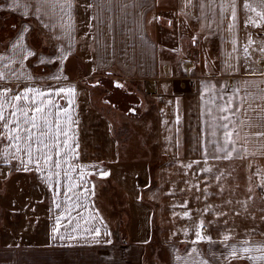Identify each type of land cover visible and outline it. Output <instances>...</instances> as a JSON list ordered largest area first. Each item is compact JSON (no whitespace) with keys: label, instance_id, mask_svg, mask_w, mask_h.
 <instances>
[{"label":"crops","instance_id":"0c3cea01","mask_svg":"<svg viewBox=\"0 0 264 264\" xmlns=\"http://www.w3.org/2000/svg\"><path fill=\"white\" fill-rule=\"evenodd\" d=\"M0 9L21 18L0 47L6 118L12 103H28L11 99L28 88L57 105L53 127L58 109H70L61 113L68 136L60 147L70 146L59 169L53 147L49 166L25 170L24 151L0 135V222L9 232H0V264H264L248 258L264 256V0H234V8L233 0H0ZM102 75L115 90L126 88L118 78L138 93L136 111L122 110L138 118V143L150 140L151 152L159 136L181 144L152 164L145 146L125 159L112 134L124 99L97 103L100 89L89 81ZM61 88L73 95H55ZM190 105L195 137L147 128L189 123ZM225 115L239 132L226 146L230 158L218 150Z\"/></svg>","mask_w":264,"mask_h":264},{"label":"snow or ice","instance_id":"6c2138e0","mask_svg":"<svg viewBox=\"0 0 264 264\" xmlns=\"http://www.w3.org/2000/svg\"><path fill=\"white\" fill-rule=\"evenodd\" d=\"M16 0H14V3ZM250 7V5H247ZM233 8H234V0H233ZM254 11V9H253ZM257 15L260 17V20L264 22V12H258ZM252 41H249V44H251ZM261 52L264 53V46L261 47ZM248 49L245 48V53H247ZM28 55H31V53H28ZM27 58V57H25ZM3 75L0 74V79H3ZM74 90L73 89H59L55 95H59L60 93H66L67 95L71 96L73 95ZM29 93H31V97L29 96ZM46 93L42 92L38 89L28 88L24 92L15 95L12 97V100L15 101H25V106H17V104L12 103L13 111L10 114V118H6L5 116V102L4 97L7 96V92H0V122H3V128L7 131L5 133H0V135L6 136L7 139L13 142V147L16 150V153L24 151L25 155L28 157L26 161H22L24 164V169L28 170V165L35 163L37 166V169L39 170V166L41 161H43L44 165L47 167L52 162V149L53 147L56 148L55 155L57 159L55 160V167L57 169L61 166V159L59 157L61 156V152L65 149L69 148V140L65 139L63 142V148L60 147V141L59 137L61 135L67 137L68 133L66 130H63L60 125L61 120V113H63L65 116H68V113L70 109L68 108H61L58 109L56 115V124L55 127H53L52 123L50 122L49 117L52 115L51 109L56 108L57 105L53 103L52 100L45 101L43 97H45ZM264 99V97H261ZM39 100V102H38ZM11 102V100L9 101ZM69 104H71V100H69ZM231 106V100L228 101L227 107H221L219 111L221 112H227L229 110V107ZM31 112V115L29 114ZM70 119V116L68 117ZM222 120L225 121L222 125H220L221 128L224 129V142L225 147H222L218 149L219 151H225L224 158H230V152L226 151V146L228 144H235L234 136L239 137V132H237L234 128H229L230 118L225 115L221 117ZM10 125H15V127H9ZM46 130V131H45ZM21 133H24L22 136ZM258 135L264 136V133H258ZM33 145H39L38 148L33 147ZM234 150V148H233ZM13 156H15V153H13ZM66 163V159L63 161ZM57 176H59V172L56 173ZM65 175L68 177L69 180H71V175L65 172ZM49 179H51V176H49ZM81 179H83V176H81ZM57 183H59L57 181ZM76 187L75 184H72L69 186L68 191H71L72 188ZM67 195V193H65ZM188 213H185V216H187ZM60 219H57V224L59 225ZM58 231L57 229H54V232ZM99 230H95V235L98 236ZM197 237L203 239L204 237H201V234L199 232L196 233ZM228 237L225 236V240H227ZM247 243V242H245ZM237 249L232 250V254L235 255ZM239 251L248 253L251 251L248 247H244L240 249ZM242 258V257H240ZM251 260H264V256L261 257H248Z\"/></svg>","mask_w":264,"mask_h":264},{"label":"rangeland","instance_id":"374dc122","mask_svg":"<svg viewBox=\"0 0 264 264\" xmlns=\"http://www.w3.org/2000/svg\"><path fill=\"white\" fill-rule=\"evenodd\" d=\"M7 13H9L8 11L4 10V9H0V23L2 22V18L1 16L3 15H7ZM2 28L0 29H3L5 28V26H3L2 24H0ZM32 29L34 30H31L33 31V33L31 34L32 37L38 33V30H37V27H33ZM111 78L110 77H107L105 75H102V76H99L98 78H93V79H88V81L90 83H92V85H95L97 88H99L100 90H98L96 93H95V97H97V95L99 96L98 97V100H97V103H100V104H103V99L104 98H107V97H111L112 99H115L113 97L112 94L116 95L118 94L117 96V99L121 100L124 99L121 103V106L123 107H118L117 105L115 106L116 108H118L120 111H117L119 113H121L120 116H123V123H120L118 125H116L119 129L118 133L116 134L115 132H113L112 134L115 136V139L117 141V143L119 144V146L122 148L123 150V153H124V156L126 157L125 159H132L133 157H135L134 155H132L133 153L136 154L137 151L141 148H145V149H148V152H150L151 154L149 155H145L146 158H148V163L152 164L153 162L157 161L159 158H162L161 156H158L159 154H162L164 155L165 153H169L170 151H172L174 148L172 146V144L175 146V145H180L181 144V141L180 140H177V141H168L166 143V140L163 139L161 136H159V140H158V143L156 144L155 146V149L154 151H149L150 149V143L151 141L150 140H145L143 141L142 143L139 142L138 143V138L139 137H143L142 135H139V133L137 132L136 130V124L138 123V118L135 117V116H131V115H123V112L125 113L126 112H131L130 108L136 106L137 104H140L139 103V97H138V93H133L131 92V89L133 88V85L131 83L127 84V88H125L123 91L121 90V88H116V90L114 89L113 87V82L112 81H109ZM118 79V78H115V80ZM119 80V79H118ZM103 87V88H101ZM107 87L109 88V92L107 93L106 90H107ZM112 95V96H111ZM108 100V99H107ZM125 107V108H124ZM190 109L189 110H192V112H194L193 116H195L194 118H190V122L187 123V124H180L177 125L176 123H170V124H163V123H156L154 125L150 124L149 126L147 125V128L149 129L150 126L153 128V131L154 133L158 136L159 134H163V132L165 130L167 131H170V132H178L180 134L181 130L183 128L187 129V134L188 135H191L193 137H195V135L197 134V130H198V117L196 116V112H197V108L195 106H189ZM123 108V109H121ZM123 110V112H122ZM110 111H113L112 109H110ZM119 113L117 115H119ZM134 113V112H132ZM190 115H192L191 113H189ZM140 128L142 129L141 132H145V129H146V124H143L140 126ZM104 133V131H103ZM171 142V144H170ZM192 142V141H191ZM145 146V147H144ZM198 146V140H194L193 141V144L191 146H189V148H196ZM172 157H176L177 159H179L180 157L179 156H172ZM164 160H161L159 163H162L164 162ZM145 173V172H143ZM178 175L177 178H174L175 180H180L179 176L181 173H176ZM159 173H156V176H158ZM1 178V176H0ZM12 178H10L9 180H11ZM146 179V178H145ZM157 181L158 182H161V180L156 177ZM174 180V181H175ZM6 183V179L4 180H0V188H2L3 190L6 189V185H4ZM147 195L148 194V191L146 189H144L143 191V195ZM101 195V193L99 194ZM202 225V221L201 220H198L196 225ZM36 226L38 227H41V223H36ZM0 232L3 233V234H6V233H9L8 232V227H5L3 226L2 222H0ZM10 235V234H9Z\"/></svg>","mask_w":264,"mask_h":264},{"label":"trees","instance_id":"16d2710c","mask_svg":"<svg viewBox=\"0 0 264 264\" xmlns=\"http://www.w3.org/2000/svg\"><path fill=\"white\" fill-rule=\"evenodd\" d=\"M2 18V22L0 24H2L3 26H5L4 30L0 29V47H4L6 45V43L12 38V36L15 34L16 30H17V26L21 20V18H19L18 16H16L13 13H7V15L5 16H1ZM0 28L1 25H0ZM33 30V29H32ZM32 32L30 31L28 37L30 40H32ZM1 35H3V37H1ZM5 35V36H4Z\"/></svg>","mask_w":264,"mask_h":264},{"label":"water","instance_id":"95a60500","mask_svg":"<svg viewBox=\"0 0 264 264\" xmlns=\"http://www.w3.org/2000/svg\"><path fill=\"white\" fill-rule=\"evenodd\" d=\"M115 83H116L117 85H124V86L127 88V85H126L125 83H123L121 80L116 79V80H115ZM131 111H132V112H135L136 110H135V108H131Z\"/></svg>","mask_w":264,"mask_h":264}]
</instances>
